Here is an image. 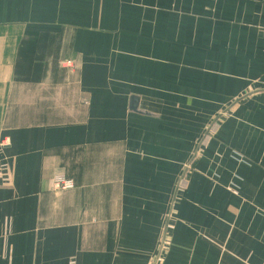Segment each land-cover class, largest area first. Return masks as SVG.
<instances>
[{
    "label": "crops",
    "instance_id": "obj_1",
    "mask_svg": "<svg viewBox=\"0 0 264 264\" xmlns=\"http://www.w3.org/2000/svg\"><path fill=\"white\" fill-rule=\"evenodd\" d=\"M0 264H264V0H0Z\"/></svg>",
    "mask_w": 264,
    "mask_h": 264
},
{
    "label": "built area",
    "instance_id": "obj_2",
    "mask_svg": "<svg viewBox=\"0 0 264 264\" xmlns=\"http://www.w3.org/2000/svg\"><path fill=\"white\" fill-rule=\"evenodd\" d=\"M62 66L68 70L74 69V64L68 61H65L62 63ZM3 146H7L10 144V139L8 137H5L1 143ZM74 188V183L71 180H65V181H58L55 182L53 185V191L56 193H61L63 191H68Z\"/></svg>",
    "mask_w": 264,
    "mask_h": 264
},
{
    "label": "water",
    "instance_id": "obj_3",
    "mask_svg": "<svg viewBox=\"0 0 264 264\" xmlns=\"http://www.w3.org/2000/svg\"><path fill=\"white\" fill-rule=\"evenodd\" d=\"M131 109L134 112L140 113V114H146L142 109H140V100L138 97H132L131 98Z\"/></svg>",
    "mask_w": 264,
    "mask_h": 264
}]
</instances>
